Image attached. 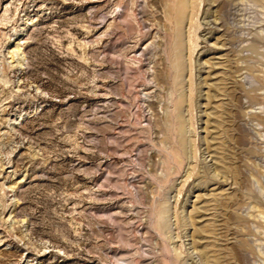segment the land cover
Wrapping results in <instances>:
<instances>
[{
	"label": "rangeland",
	"instance_id": "rangeland-1",
	"mask_svg": "<svg viewBox=\"0 0 264 264\" xmlns=\"http://www.w3.org/2000/svg\"><path fill=\"white\" fill-rule=\"evenodd\" d=\"M0 264H264V0H0Z\"/></svg>",
	"mask_w": 264,
	"mask_h": 264
}]
</instances>
